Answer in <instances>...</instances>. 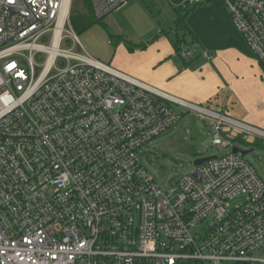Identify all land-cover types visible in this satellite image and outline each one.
<instances>
[{"label": "built area", "instance_id": "built-area-1", "mask_svg": "<svg viewBox=\"0 0 264 264\" xmlns=\"http://www.w3.org/2000/svg\"><path fill=\"white\" fill-rule=\"evenodd\" d=\"M88 1L101 20L131 0ZM220 1L264 70V0ZM72 3L0 0V264H264V179L222 134L264 129L66 47ZM186 112L228 153L165 188L142 146Z\"/></svg>", "mask_w": 264, "mask_h": 264}, {"label": "crops", "instance_id": "crops-1", "mask_svg": "<svg viewBox=\"0 0 264 264\" xmlns=\"http://www.w3.org/2000/svg\"><path fill=\"white\" fill-rule=\"evenodd\" d=\"M185 23L189 43L195 41L208 50L211 59H179L166 34L136 36L137 42L128 44L126 30L114 24L120 43L115 47L113 66L173 96L264 127V70L226 6L220 0H203L186 15Z\"/></svg>", "mask_w": 264, "mask_h": 264}, {"label": "rangeland", "instance_id": "rangeland-1", "mask_svg": "<svg viewBox=\"0 0 264 264\" xmlns=\"http://www.w3.org/2000/svg\"><path fill=\"white\" fill-rule=\"evenodd\" d=\"M182 5L187 8L191 6L187 0H183L181 3L171 0H131L127 6L114 12L112 17L106 16L80 32L73 27L82 47L74 45L72 41L67 42L65 46L72 47L78 52H86L93 58L113 66L112 57L115 47L120 43L115 35V25L126 30L124 37L129 41L126 42L128 44L133 41L137 42L136 36H156L157 34L168 35V38L174 43L177 35L185 36V41L189 43V37L182 28L177 26L179 18L186 15V10L180 8ZM73 9L86 12L87 1L73 0L71 12ZM198 57L200 56L195 55L193 60ZM178 58H181L179 54ZM209 107L214 108L213 106ZM176 109L179 108L176 107ZM216 110L237 118L231 112ZM260 128L264 129V127ZM237 132L238 138H232L229 132L222 131V134L233 140L234 146L246 150L252 149L245 157L264 179V138H258L245 130L238 129ZM211 140L209 123L200 120L192 112H186L171 127L142 146V162L155 181L160 186L167 188L182 175L194 170V159L212 155L223 156L228 153L227 149L215 147ZM243 199V196L235 197L230 201L231 207L240 204Z\"/></svg>", "mask_w": 264, "mask_h": 264}, {"label": "trees", "instance_id": "trees-1", "mask_svg": "<svg viewBox=\"0 0 264 264\" xmlns=\"http://www.w3.org/2000/svg\"><path fill=\"white\" fill-rule=\"evenodd\" d=\"M86 1H87V11L86 12L78 10V9H73L70 14V20H71L72 26L74 27L76 31H79V32L90 27L92 24L96 23L97 21H99L98 19L92 16L89 1L88 0ZM199 4L200 3L191 4V6L188 8L182 5L180 8L185 9L186 15H187L193 8H195ZM186 15L181 16L177 22V26L182 28L185 34H186V23H185ZM184 37L177 35L176 42L174 43V46L177 52L182 43H187Z\"/></svg>", "mask_w": 264, "mask_h": 264}, {"label": "water", "instance_id": "water-1", "mask_svg": "<svg viewBox=\"0 0 264 264\" xmlns=\"http://www.w3.org/2000/svg\"><path fill=\"white\" fill-rule=\"evenodd\" d=\"M252 151V149H248V150H246V149H242L241 147H238V146H234V148H233V152H239V153H241L242 155H246L247 153H249V152H251ZM212 157H214V155H212V156H206V157H199V158H196V159H194V161H193V164L194 165H199V164H201L202 162H204V161H206V160H208L209 158H212ZM196 174V173H195Z\"/></svg>", "mask_w": 264, "mask_h": 264}]
</instances>
